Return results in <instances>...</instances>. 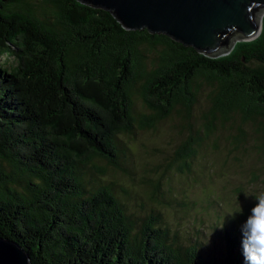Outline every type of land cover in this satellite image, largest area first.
<instances>
[{"label":"trees","instance_id":"obj_1","mask_svg":"<svg viewBox=\"0 0 264 264\" xmlns=\"http://www.w3.org/2000/svg\"><path fill=\"white\" fill-rule=\"evenodd\" d=\"M0 56V236L32 264H242L237 229L264 192V15L257 37L213 58L79 0H0ZM165 122L176 149L138 182L186 227L126 203L144 195L125 187L124 138ZM203 155L210 171L236 168L228 191L160 196L167 171L199 176Z\"/></svg>","mask_w":264,"mask_h":264},{"label":"water","instance_id":"obj_2","mask_svg":"<svg viewBox=\"0 0 264 264\" xmlns=\"http://www.w3.org/2000/svg\"><path fill=\"white\" fill-rule=\"evenodd\" d=\"M79 1L110 11L126 30L164 33L213 58L257 37L264 15V0ZM0 264L32 263L16 242L0 236Z\"/></svg>","mask_w":264,"mask_h":264},{"label":"rangeland","instance_id":"obj_3","mask_svg":"<svg viewBox=\"0 0 264 264\" xmlns=\"http://www.w3.org/2000/svg\"><path fill=\"white\" fill-rule=\"evenodd\" d=\"M226 52L221 53L220 55L225 54ZM2 56H5L4 54ZM3 57L0 56V64L3 61ZM11 60H9V64L11 63ZM13 63V62H12ZM206 92L203 91L201 93V100L204 103V99L206 98ZM141 108L138 107V110ZM174 129L170 127L169 122H165L161 125L160 130L156 133H140L136 135L134 138H124L126 145L129 147V152L131 154V166L134 171V177L135 181L132 182L131 179L126 175L127 178V185L125 187H134L138 190L142 191L141 185H139V180L146 174L140 172L141 167H151L153 165L160 164L159 171L162 169V165L165 164L170 160L171 155L174 153L176 147L174 145ZM147 150H151L153 154L148 153ZM130 160V161H131ZM207 166V169L209 174H202V168L204 169ZM192 167L194 169V175L197 174L199 176H193L191 178H184L183 176L179 175L178 171L169 170L166 172V176H169L168 184L171 187L170 190H167L166 182L165 180L162 181L163 185L162 192L160 191V196H163L164 198L171 194L176 195H186L190 196L192 198H199L203 195L205 191L209 193H213L217 196V192L222 191H228L230 188H223L221 185L224 183H227V180H230L229 176H237L238 171L235 167H232L231 170H227L225 173V169L222 167L220 168L221 172L220 174L215 171V169H212L210 171V162L209 159L205 157V155L201 156L199 161H195L192 164ZM224 173V174H222ZM151 175V174H150ZM157 174H153L152 176L157 177ZM201 175V176H200ZM117 177L120 176V174L116 175ZM150 178V177H148ZM119 180H123L120 178ZM263 183L259 182L256 187H261ZM141 188V189H140ZM248 191H253L251 190ZM118 195L121 193L119 191L116 192ZM133 193V198L126 201L128 205V210L138 214L143 213L144 211H148V205L152 203L155 206H158L160 208L166 209L167 217L166 219L171 223V225H181L182 227H186L190 224V220L180 222L182 217H180L179 212L177 211V207L174 206V204L169 207H165V203H158L155 200H151L147 198L145 195V192L142 191L144 197L139 195V193ZM122 194L120 195V197ZM123 199V198H122ZM220 200L228 207L231 208V204L235 203L238 199L235 196V193H229L225 198H220ZM174 214H176L180 221L177 223V219L175 218ZM183 229V228H182Z\"/></svg>","mask_w":264,"mask_h":264},{"label":"clouds","instance_id":"obj_4","mask_svg":"<svg viewBox=\"0 0 264 264\" xmlns=\"http://www.w3.org/2000/svg\"><path fill=\"white\" fill-rule=\"evenodd\" d=\"M254 198L257 203L237 229L242 264H264V192Z\"/></svg>","mask_w":264,"mask_h":264}]
</instances>
